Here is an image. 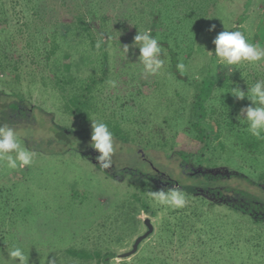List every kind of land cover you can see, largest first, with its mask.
Listing matches in <instances>:
<instances>
[{
  "label": "rangeland",
  "instance_id": "374dc122",
  "mask_svg": "<svg viewBox=\"0 0 264 264\" xmlns=\"http://www.w3.org/2000/svg\"><path fill=\"white\" fill-rule=\"evenodd\" d=\"M96 1L0 0V16L8 17L7 23L0 22V49L4 42L12 43L3 50L11 61L0 69V93L5 94L0 110H7L6 123L16 130L21 147L34 154L23 168L19 161L16 169L0 161V264H19L8 256L16 247L23 250L26 264H102L70 251L126 253L146 232V218L152 220L154 234L135 256L119 264H264V224L227 205L236 191L264 201V155H249L239 143L233 149L225 131L189 171L178 155L196 153L203 146L191 128L190 113L205 82L214 83L212 104L233 110L235 117H241L251 102L234 99L226 104V92L236 86L248 92L256 82H264V59L226 66L207 52H214L217 36L225 29L232 31L243 14L247 42L264 47V0L207 3L198 31L180 11L183 5L194 6L193 0H103L105 12L87 34L74 42L61 40V25L70 26L73 16ZM138 31L154 33L163 49L159 58L164 65L155 75L145 74L139 47H131ZM55 35L61 44L51 57L58 60L57 70L53 64L45 66V49H50ZM98 41L105 42L104 48H95ZM124 45L129 46L126 55ZM173 55L177 65H185L183 72L174 68ZM14 63L19 65V71L14 70L21 75L19 82L13 78ZM54 72L61 80L72 73L84 87L98 82L88 120L87 112L77 114L69 100L72 90L61 91L56 85ZM13 102L26 105L25 116L5 109ZM92 121L120 127L118 138L113 137L111 175L82 155L81 143L87 151L91 135H78L73 145L62 149L61 131L80 133L93 128ZM11 155L15 158L14 152ZM144 157L167 177L165 182L144 177L154 176ZM130 170L139 171V181L137 172L133 177ZM208 177L221 178L217 183L222 186L207 190ZM193 184L198 193L189 195L182 186ZM175 187L185 194L182 208L161 205L148 195ZM221 187L224 205L216 202L221 196H215L214 188Z\"/></svg>",
  "mask_w": 264,
  "mask_h": 264
},
{
  "label": "trees",
  "instance_id": "16d2710c",
  "mask_svg": "<svg viewBox=\"0 0 264 264\" xmlns=\"http://www.w3.org/2000/svg\"><path fill=\"white\" fill-rule=\"evenodd\" d=\"M29 1L32 2L33 0H29ZM168 1L173 2L174 0H168ZM193 2H194L193 3L194 6L193 5H183L185 9L180 8V11L185 17L184 21L187 22L188 25H195L196 30L198 31L200 30L201 25L204 23L203 19L205 18L204 17L205 14H202V12L204 11V6L210 2H218V0H193ZM88 6L90 8H88L85 11V13H81L71 18L70 26L61 25V27H63L64 29V31H61L58 36L59 38H61V40H64L67 43V41H69L67 39H71V41L74 42V39H76L77 37H82L83 33L87 34V32L90 31L92 25L95 24V21L100 18L103 12H105V8L103 6V0H97L96 3L93 5L92 4L90 5L89 3ZM2 12L3 11L1 10V13ZM2 15L3 16H0V22H4L5 24L8 22L7 21L8 17L5 14H2ZM202 15H203V18H202ZM101 20L102 21L106 20L104 15ZM245 20H246V15L245 14L241 15L238 18V21H236L237 22L236 27L233 28L232 31H241L246 38V33L241 28V25ZM0 31H4L2 26H0ZM151 36L154 38L155 34L153 33ZM58 37L56 35L53 37V41H52V44L49 50L44 48L46 50V55H45L46 65L45 66L52 67V64H53V68L56 70L59 69L58 60L51 61V57L52 55L56 54L61 47V44L58 41ZM4 43H5L4 47L0 49V69L2 70H4L5 68H8L9 63L11 61L9 60L8 51L7 50L3 51L5 48H7L6 45L9 44L10 42L8 43L4 42ZM10 45H12V43H10ZM104 45H105V42L102 43L101 47L104 48ZM173 56L174 57L172 61L174 62V65H175L174 68H177V60L175 59V55ZM213 57H215L214 54H213ZM103 62H105L104 64L105 66L106 65L105 58ZM12 68H13L12 73L14 72L13 78L18 79V82L21 81V75H18L16 73V71H19L18 63L17 64L14 63V67ZM12 73L10 76H12ZM52 76L56 78L55 83L58 87H60L61 91H65L67 87L69 90L70 89L72 90L71 93L69 94V100L71 101L72 105L76 109L77 114L80 112L81 113L87 112L88 115H87L86 120H88V117L90 115L89 112L94 107V102H96V99H97V97L93 94V90H94V86L98 82H92V85L84 87L82 84H80L78 78H75L72 75V73H68V75H65L66 80H61L59 78L60 75H58L55 72ZM62 79L64 78L62 77ZM224 88H226V86ZM213 90H214V83L212 81L205 82L204 85L200 88L199 93L195 96V101L194 103H192V106H191L190 117L194 120V122L191 125V128L196 133L198 139L203 143V146L196 153H186V152L178 153L181 159V163L185 164V166L187 167V171H189L188 169L190 167L199 165L202 162V159L208 155L207 152L211 148V141L216 138L217 139L221 138L222 134L225 132H226L225 133L226 137L230 140H233V142H231V146L233 149H235V146L237 145V143H239L240 145L243 146L244 150H246L249 155L251 154H255L257 156L264 155V133L261 134V138H257L253 136L248 131L249 126H248L247 121H243L246 119V117L245 118L240 117V119H238L239 116L235 117L233 115V112H232L233 110H226V109H223V107L220 108L219 106H215L214 104H212V100L214 99V98L212 99ZM228 92L229 91L226 92L225 99H223L224 102L226 101V104L229 102L231 103L234 99H236ZM4 96L5 94L0 93V97L4 99ZM3 99H0V101H2ZM210 101L211 103H209ZM23 105H24L23 102H15V103L13 102V103H9L7 107H5V109L9 108L11 109V112H14L15 114L19 116H25L27 113V108L25 107L26 105L25 106ZM3 109L0 110L1 124L12 127V125L9 124L10 122L6 123V119L8 120V118L5 119V116L8 117V113H7V110H3ZM15 117H18V116H15ZM77 117L80 118L79 115ZM105 124L108 126L109 130L112 132L113 137L118 138L117 136L119 134L120 127L119 126H115L114 128L111 127L110 121L108 122L106 121ZM61 133L62 135L60 137H61V142H63L62 149L64 151L67 149V147H70L71 145H73L72 140H75L73 138H77L78 135L85 136V137H87V135L88 136L91 135L92 137L93 128H90L86 131H82L80 133H76L73 131H66V130L61 131ZM212 133H215V134L212 135ZM121 139H124V138H121ZM124 141H127V140L125 139ZM81 144H82L81 151L84 153H86L92 145L90 144L86 151L87 145H84L83 142ZM127 171H129V169H126V171L124 172L126 173ZM130 171H132L130 173L133 177H136L135 175L137 172L138 176L136 177V181H139L140 180L139 171H136V170H130ZM141 175L144 176L143 173ZM262 176L264 177V175ZM144 177L148 178L149 176L145 175ZM169 181H171L170 182L171 185L175 184V185L181 186V183H178L176 181L172 182V180H169ZM207 181L209 182V186L205 185L206 188H208L207 190H209V187H212L214 184H215L214 186H222V185H218L217 183L218 181H222L221 178L219 179L216 177H212V178L208 177ZM262 181L264 180L262 179ZM182 188L189 195L197 194L199 190L198 186L194 184L188 185V186L183 185ZM214 189L216 191V192L213 191L216 194L215 196L216 197L221 196V198L216 199V200H219L216 202L218 204L224 205V202L226 200L223 195V191L221 192L223 187L219 189L218 188H214ZM214 189H210V191ZM261 190L264 191L263 185L261 186ZM235 194L236 196H233L232 198L237 200V202L233 201L232 203L231 201L227 200L229 201L227 202V205L233 211L243 213L246 216H250L254 223L264 224V201L261 200L260 197H256L253 195L251 196L244 191L243 192L236 191ZM213 205L217 206L215 203ZM143 207L145 208L144 211L148 212L149 209L147 208V205L144 202H143ZM70 254L76 257H80L84 260H92V259L98 258V261L101 262L102 264H109L112 258L116 256V254L113 252H109V253H106L105 255H101L100 253H89L86 251H81V252L70 251Z\"/></svg>",
  "mask_w": 264,
  "mask_h": 264
},
{
  "label": "clouds",
  "instance_id": "9594fccd",
  "mask_svg": "<svg viewBox=\"0 0 264 264\" xmlns=\"http://www.w3.org/2000/svg\"><path fill=\"white\" fill-rule=\"evenodd\" d=\"M213 26V30H214ZM214 52L207 51L209 55H215L220 64L226 66L242 65L243 62H258L264 59V47L258 44L248 43L241 31L224 30L214 40ZM102 41H98L96 48L100 49ZM131 47H139V61L144 66L145 74L155 75L164 65V60L160 59V53L163 49L159 46L158 40L150 36L147 32H139L134 37ZM123 52L126 55L129 52V46H123ZM178 70L183 72L185 65H177ZM112 86L115 87L114 82ZM229 93L236 99L243 101L248 99L251 103L248 107L241 110V117L246 113L248 131L255 137L261 138L264 133V82L258 81L248 92H244L239 86L231 87ZM254 105V106H253ZM240 119V117H238ZM93 135L92 147L101 155L98 161L102 168L111 166L110 157L114 152L113 134L108 126L103 122L92 121ZM15 153V158L11 153ZM33 153L21 147L16 130L8 125L0 126V161H7V167L16 169L23 168L32 163ZM148 195L157 203L171 208H182L186 204L185 194L178 187L167 191H150ZM9 258L16 260L19 264H26V257L21 248L16 247L8 252ZM114 264H119V256L112 258Z\"/></svg>",
  "mask_w": 264,
  "mask_h": 264
},
{
  "label": "flooded vegetation",
  "instance_id": "af4514ba",
  "mask_svg": "<svg viewBox=\"0 0 264 264\" xmlns=\"http://www.w3.org/2000/svg\"><path fill=\"white\" fill-rule=\"evenodd\" d=\"M30 111V113H32L33 112V110H29ZM82 155L85 157V159H87L89 162H91V163H93V165L96 167V168H98L100 171H102V172H105V173H107V174H109V175H111V174H113V173H111L110 172V170L111 171H113V169L114 168H111V166L110 167H108V168H102L101 166H100V163H99V161H98V157L101 155L98 151H95L93 148L92 149H89L86 153H83L82 152ZM144 159V161L147 163V165H149L150 166V168L151 169H153V171H154V176L152 177V173H149V174H146L147 176H149L148 178H147V180H151V179H156L159 183H163V182H165V180L167 179V177H165V175L164 174H162V172L161 171H159L158 169H156V168H154L153 167V165H152V163H151V161L149 160V159H147V157H144L143 158ZM113 177V176H112ZM114 178V177H113ZM154 179V180H155ZM229 201H231V200H229ZM234 202H237V200H234ZM232 203H233V201H232Z\"/></svg>",
  "mask_w": 264,
  "mask_h": 264
},
{
  "label": "water",
  "instance_id": "95a60500",
  "mask_svg": "<svg viewBox=\"0 0 264 264\" xmlns=\"http://www.w3.org/2000/svg\"><path fill=\"white\" fill-rule=\"evenodd\" d=\"M144 225L146 227V232L143 235H140L137 237V239L134 241L132 245V249L126 253H122L116 256H119L121 260L129 259L132 256H135L140 249V246L149 238L151 237L155 232V227L152 223V220L150 218H146L144 220Z\"/></svg>",
  "mask_w": 264,
  "mask_h": 264
}]
</instances>
